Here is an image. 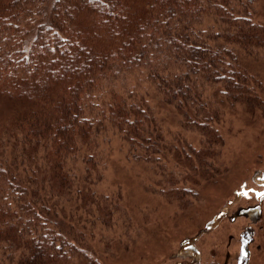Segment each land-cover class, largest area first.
Returning <instances> with one entry per match:
<instances>
[{"label": "trees", "instance_id": "trees-1", "mask_svg": "<svg viewBox=\"0 0 264 264\" xmlns=\"http://www.w3.org/2000/svg\"><path fill=\"white\" fill-rule=\"evenodd\" d=\"M260 48L254 0H0V264L81 255L74 218L93 204L92 216L113 212L89 188L99 140L117 136L147 162L166 148L150 93L222 144L212 97L264 107L239 57ZM173 154L210 156L190 144Z\"/></svg>", "mask_w": 264, "mask_h": 264}, {"label": "rangeland", "instance_id": "rangeland-1", "mask_svg": "<svg viewBox=\"0 0 264 264\" xmlns=\"http://www.w3.org/2000/svg\"><path fill=\"white\" fill-rule=\"evenodd\" d=\"M254 6L263 23L264 0ZM256 50L239 57L264 100V50ZM147 99L166 148L147 162L131 158L117 136L99 140L92 152L101 158L100 180L89 188L113 212L96 207L92 216L93 204L74 218L85 246L73 264H264V107L213 96L219 117L211 125L222 144H207L173 108L152 93ZM186 144L204 145L210 156L202 163L176 158Z\"/></svg>", "mask_w": 264, "mask_h": 264}, {"label": "snow or ice", "instance_id": "snow-or-ice-1", "mask_svg": "<svg viewBox=\"0 0 264 264\" xmlns=\"http://www.w3.org/2000/svg\"><path fill=\"white\" fill-rule=\"evenodd\" d=\"M245 195H246V193H245ZM258 195H259V196H261V197H264V193H258ZM243 243H244V244H246V243H247V241L245 240ZM244 255H247V254H246V253H244Z\"/></svg>", "mask_w": 264, "mask_h": 264}]
</instances>
